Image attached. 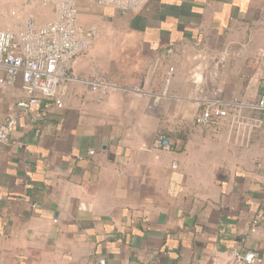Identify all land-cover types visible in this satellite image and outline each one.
<instances>
[{"label":"crops","instance_id":"0c3cea01","mask_svg":"<svg viewBox=\"0 0 264 264\" xmlns=\"http://www.w3.org/2000/svg\"><path fill=\"white\" fill-rule=\"evenodd\" d=\"M78 13L96 38L62 107L20 113L0 146V264H234L231 251L264 264V224L250 232L264 214V124L237 138L194 123L200 99L264 96V0H150L131 14L78 0ZM93 79L113 88L93 92ZM22 99L20 82L0 88V119Z\"/></svg>","mask_w":264,"mask_h":264},{"label":"built area","instance_id":"2783aa9c","mask_svg":"<svg viewBox=\"0 0 264 264\" xmlns=\"http://www.w3.org/2000/svg\"><path fill=\"white\" fill-rule=\"evenodd\" d=\"M149 1L94 0V3L122 14H131L142 9ZM24 3L48 8L52 19L44 24H37L32 17L23 18L22 11H12L16 29L0 30V88L7 89L20 82V90L24 95V99L16 103L15 110L0 119V146L9 143L10 134L18 124L20 113L28 112L41 100L53 101L57 108L62 107L59 90L65 80L71 78L68 71L73 61L87 52L96 38L94 28L86 30L79 22L78 0H24ZM261 53L264 56V50ZM172 73L173 69L170 68L162 93L151 94L154 106L160 98L166 96ZM86 83L91 91H100L103 95L113 88L109 82L98 79ZM192 83L200 85L202 82L195 80ZM198 91L204 93V89ZM134 92L140 93L139 90ZM246 108L264 112V96L252 105H245L236 99L229 102L210 97L200 99L194 123L209 127L222 122L234 137H248L262 128L264 120L247 115ZM153 146L165 152L172 149L169 138L161 133L156 134ZM93 153L89 151L88 155L92 156ZM251 224L250 232L255 233L258 225L264 224V214L255 216ZM229 257L234 264L259 262L254 251H231Z\"/></svg>","mask_w":264,"mask_h":264},{"label":"rangeland","instance_id":"374dc122","mask_svg":"<svg viewBox=\"0 0 264 264\" xmlns=\"http://www.w3.org/2000/svg\"><path fill=\"white\" fill-rule=\"evenodd\" d=\"M12 11H22V17H32L37 24H44L52 19L48 8L39 5L28 6L24 0H0V30L16 29V21L12 19Z\"/></svg>","mask_w":264,"mask_h":264}]
</instances>
